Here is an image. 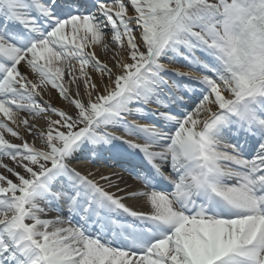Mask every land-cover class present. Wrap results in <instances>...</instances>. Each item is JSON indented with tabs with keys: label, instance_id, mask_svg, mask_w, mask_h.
<instances>
[{
	"label": "snow or ice",
	"instance_id": "1",
	"mask_svg": "<svg viewBox=\"0 0 264 264\" xmlns=\"http://www.w3.org/2000/svg\"><path fill=\"white\" fill-rule=\"evenodd\" d=\"M0 264H264V0H0Z\"/></svg>",
	"mask_w": 264,
	"mask_h": 264
},
{
	"label": "bare ground",
	"instance_id": "2",
	"mask_svg": "<svg viewBox=\"0 0 264 264\" xmlns=\"http://www.w3.org/2000/svg\"><path fill=\"white\" fill-rule=\"evenodd\" d=\"M92 167H93V168H97V167H99V166H98V165H93ZM100 168H101V167H100ZM101 170H106V168H105V169H102V168H101ZM129 183H133V181H132L131 179H129Z\"/></svg>",
	"mask_w": 264,
	"mask_h": 264
}]
</instances>
